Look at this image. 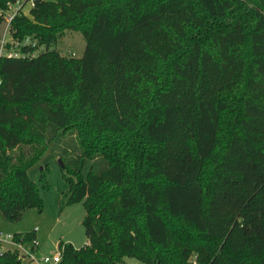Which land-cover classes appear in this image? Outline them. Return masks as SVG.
<instances>
[{"label":"trees","instance_id":"trees-1","mask_svg":"<svg viewBox=\"0 0 264 264\" xmlns=\"http://www.w3.org/2000/svg\"><path fill=\"white\" fill-rule=\"evenodd\" d=\"M32 1L10 30L48 49L0 56L3 216L42 210L27 170L57 139L86 237L58 264H264V0ZM67 30L81 56L56 48Z\"/></svg>","mask_w":264,"mask_h":264},{"label":"rangeland","instance_id":"rangeland-1","mask_svg":"<svg viewBox=\"0 0 264 264\" xmlns=\"http://www.w3.org/2000/svg\"><path fill=\"white\" fill-rule=\"evenodd\" d=\"M27 5L25 6V8ZM27 10V9H25ZM2 28V26H1ZM85 47V40L78 31L67 30L58 38L56 48L61 53L68 50L74 51V56H81ZM55 139L43 152L40 158L28 168L29 177L35 181L39 194L42 197V210L30 208L25 210L16 221L7 220L0 211V231L2 234L13 232H24L35 230L41 253H53L58 248L59 241L71 242L78 247L86 242L83 225L81 224L85 210L81 202H62L61 194L68 187L62 173V165L59 158L52 156V148ZM91 160L83 157L80 160L82 176L85 177L89 171ZM44 171L49 182L45 185L40 179V172ZM12 246L10 242L4 243L3 248ZM122 264H147L131 256H124ZM27 258L22 262L26 263ZM29 264H36L30 261Z\"/></svg>","mask_w":264,"mask_h":264},{"label":"built area","instance_id":"built-area-1","mask_svg":"<svg viewBox=\"0 0 264 264\" xmlns=\"http://www.w3.org/2000/svg\"><path fill=\"white\" fill-rule=\"evenodd\" d=\"M27 7L25 8V6ZM33 5L32 0H16L14 3L8 4V8L1 10L0 12L4 16V21L0 25V56H17V57H33L39 52L46 51L47 45L39 43L36 39L30 36H26L21 39L15 38L10 30V23L13 17L20 13H28V8ZM27 9V10H25ZM2 26V28H1ZM22 46H29L27 50L21 49ZM66 55L74 56V51L68 50ZM10 242L13 248L18 250V256L22 260L27 258L26 264L30 261H35L36 264H58L61 259V249L53 253H41L39 252V243L37 238L31 240L30 244L27 245L24 242L17 241L13 238L12 234H2L0 231V252L7 249L3 248L4 243Z\"/></svg>","mask_w":264,"mask_h":264},{"label":"crops","instance_id":"crops-1","mask_svg":"<svg viewBox=\"0 0 264 264\" xmlns=\"http://www.w3.org/2000/svg\"><path fill=\"white\" fill-rule=\"evenodd\" d=\"M16 232V231H15ZM14 233V232H13ZM40 247V246H39ZM6 248H13L12 246H8V247H6ZM39 252H42L41 250L39 251Z\"/></svg>","mask_w":264,"mask_h":264},{"label":"water","instance_id":"water-1","mask_svg":"<svg viewBox=\"0 0 264 264\" xmlns=\"http://www.w3.org/2000/svg\"><path fill=\"white\" fill-rule=\"evenodd\" d=\"M59 162L61 163V165H62V161H61V159H59Z\"/></svg>","mask_w":264,"mask_h":264}]
</instances>
